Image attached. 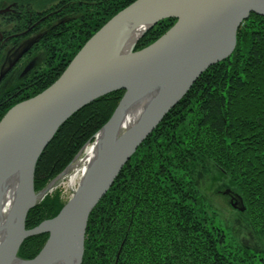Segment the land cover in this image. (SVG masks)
I'll use <instances>...</instances> for the list:
<instances>
[{
    "label": "trees",
    "instance_id": "obj_1",
    "mask_svg": "<svg viewBox=\"0 0 264 264\" xmlns=\"http://www.w3.org/2000/svg\"><path fill=\"white\" fill-rule=\"evenodd\" d=\"M133 1L13 0V10L2 16L6 42L0 41V57L9 43L39 32L47 57L42 67L1 88L0 119L13 104L53 83L85 41ZM175 20L161 19L135 49L151 44ZM239 26L234 51L196 79L89 214L82 264H264L259 249L241 239L228 243L226 229L207 212L211 200L194 178L205 175L213 196L233 211L234 222L264 241V16L251 13ZM123 92L99 96L57 129L36 161V192L95 138ZM224 189L240 194L244 211L230 206ZM63 204L60 190L50 191L28 211L26 228L55 216ZM47 237L25 238L18 255L34 257Z\"/></svg>",
    "mask_w": 264,
    "mask_h": 264
},
{
    "label": "water",
    "instance_id": "obj_2",
    "mask_svg": "<svg viewBox=\"0 0 264 264\" xmlns=\"http://www.w3.org/2000/svg\"><path fill=\"white\" fill-rule=\"evenodd\" d=\"M8 10L9 6L0 13ZM251 13L264 16V0H135L85 41L53 83L6 110L0 119V182L16 179L17 196L15 214L0 238V264H82L86 225L95 205L196 79L234 51L237 29ZM171 17L176 20L167 31L135 49L150 27ZM18 58L0 71V78ZM120 89L121 99L95 134L104 136L78 186L55 216L27 229L28 211L53 182L38 192L33 187L40 153L67 118ZM134 104L143 107L130 124L118 128L122 114ZM228 193L233 208L244 211L240 194ZM39 233H48L39 253L30 259L18 255L22 241Z\"/></svg>",
    "mask_w": 264,
    "mask_h": 264
},
{
    "label": "rangeland",
    "instance_id": "obj_3",
    "mask_svg": "<svg viewBox=\"0 0 264 264\" xmlns=\"http://www.w3.org/2000/svg\"><path fill=\"white\" fill-rule=\"evenodd\" d=\"M8 6H9L8 11L13 10V7L15 6V3L13 2V0H0V9L8 7ZM2 16H3V13H0V25H1L0 29H1L2 24L4 22V19ZM31 35H33L31 38H27V39L23 38V40H20V42H19L20 44L19 43L17 44L19 46L17 48V50H15V52H14V50H12V54L10 56H7V57H6V49L10 48V45H12V44L9 43L8 45H6V48L3 51V55L0 57V59L2 60L0 62V71L6 70L9 63L16 58L15 56H17L19 58H21V56L23 54H24V56L21 58V60H19V58H18L13 63V65L10 67L11 69L8 70L0 78V90L2 87L8 86L12 83H15L16 81L27 76L34 68L43 66V62L45 61L47 56H46L45 49H43L39 45L40 44L39 40H40V37L42 36V33L39 32L36 34H31ZM24 50H25V52H24ZM20 54H21V56H18ZM27 67L29 68V70H31V69L32 70L29 71L27 69V71H28L27 72L26 71ZM93 140H94V138H93ZM93 140H91L90 142L88 141L87 144H85L83 147H81L79 149V151H78L79 155L74 160L72 159L73 160L72 162L70 161V163H72V165L77 164V161L84 156L83 148L86 145H90V143H93L94 142ZM80 166H81V163L78 164V166H76L77 170H75L76 169L75 166H72L62 176H59V174H58L56 177H54L52 179L53 182L51 184V187L47 193H49L50 191H54V190H60V196L65 203L70 198V195L72 194V192L78 186L77 184H78V180H79V176H80ZM207 172H208V174H206V175H209L211 173V171L209 169L207 170ZM72 175H74L73 178H72ZM204 176H202V177L200 176V178H198V177H196V175H194V178L198 180L199 186H201V190L203 191V193L208 197V199L211 200V202L210 201L208 202L210 204V206L207 207V212L210 216L213 217V222H215L216 225H219V226L226 229V233H228V236L226 238L228 243L235 245L236 241L238 242V240L240 241V239H241L245 243L251 245L252 247H255L257 250L259 249V251L264 252V241H263V239L262 238L260 239V237L258 235L257 236L253 235L251 237L248 234V228L247 227L246 228L242 227V225H239V224H237V222H234L235 216H233V211H231V208L225 204L224 200L222 201L217 196H213V183L210 184L209 181L207 180V177H204ZM209 177H211V176H209Z\"/></svg>",
    "mask_w": 264,
    "mask_h": 264
},
{
    "label": "bare ground",
    "instance_id": "obj_4",
    "mask_svg": "<svg viewBox=\"0 0 264 264\" xmlns=\"http://www.w3.org/2000/svg\"><path fill=\"white\" fill-rule=\"evenodd\" d=\"M130 44L131 39L128 40V42L125 44V47L128 49ZM142 107L143 104L132 105V107L122 114L121 119L118 122V128L122 129V127L130 124L132 120L136 118ZM103 136L104 134L101 133L100 136H95L96 140L83 148L84 156L77 161V164L70 166H75V170H77L76 166L81 163L79 180L83 176L87 166L90 164L93 156L96 154V150L98 149V146H100ZM74 175H72V178ZM16 184V179L12 180L11 178L7 181L1 180L0 182V238L6 234V230L8 228L7 223L8 221L10 222V218L15 214L14 203L17 196Z\"/></svg>",
    "mask_w": 264,
    "mask_h": 264
},
{
    "label": "flooded vegetation",
    "instance_id": "obj_5",
    "mask_svg": "<svg viewBox=\"0 0 264 264\" xmlns=\"http://www.w3.org/2000/svg\"><path fill=\"white\" fill-rule=\"evenodd\" d=\"M2 36V35H1ZM33 35H31V36H27L25 39H27V38H31ZM23 40V39H22ZM0 41H2V42H6V40L4 39L3 40V36H2V38L0 39ZM20 44V43H19ZM19 46L16 44H12V45H10V48H7L6 49V57L7 56H10L11 54H12V50H14V52H15V50H17V48H18ZM6 48V47H5ZM31 50V49H30ZM27 52V51H26ZM16 55V54H15ZM24 56V54L21 56V58ZM16 57V56H15ZM10 58V57H9ZM21 58H19V60H21ZM27 69L29 70V68L27 67L26 68V71H27ZM32 70V69H31ZM31 70H29V71H31ZM28 72V71H27ZM222 192H223V194H225V195H227L226 196V200H228V202H229V204H230V206L233 208V204H232V200H231V198H230V195H229V193L227 192V189H224V190H222ZM221 192V193H222ZM234 209V208H233Z\"/></svg>",
    "mask_w": 264,
    "mask_h": 264
},
{
    "label": "built area",
    "instance_id": "obj_6",
    "mask_svg": "<svg viewBox=\"0 0 264 264\" xmlns=\"http://www.w3.org/2000/svg\"><path fill=\"white\" fill-rule=\"evenodd\" d=\"M74 184H75V183H74ZM74 184H73V185H74Z\"/></svg>",
    "mask_w": 264,
    "mask_h": 264
}]
</instances>
